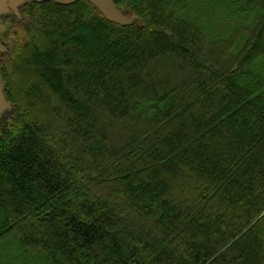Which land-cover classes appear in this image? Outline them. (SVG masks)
<instances>
[{
  "label": "trees",
  "instance_id": "trees-1",
  "mask_svg": "<svg viewBox=\"0 0 264 264\" xmlns=\"http://www.w3.org/2000/svg\"><path fill=\"white\" fill-rule=\"evenodd\" d=\"M114 2L7 17L0 264H264V0Z\"/></svg>",
  "mask_w": 264,
  "mask_h": 264
},
{
  "label": "water",
  "instance_id": "water-1",
  "mask_svg": "<svg viewBox=\"0 0 264 264\" xmlns=\"http://www.w3.org/2000/svg\"><path fill=\"white\" fill-rule=\"evenodd\" d=\"M28 0H0V11L6 10V8L10 7L18 11V8L23 5ZM60 3L69 5L76 3L80 0H57ZM97 8L101 10L105 18L113 23H116L121 26H128L131 23V19L123 14V12L117 7L114 0H87ZM2 47L0 46V51ZM5 99V95L3 93V87L1 82V74H0V103Z\"/></svg>",
  "mask_w": 264,
  "mask_h": 264
},
{
  "label": "rangeland",
  "instance_id": "rangeland-1",
  "mask_svg": "<svg viewBox=\"0 0 264 264\" xmlns=\"http://www.w3.org/2000/svg\"><path fill=\"white\" fill-rule=\"evenodd\" d=\"M19 13L18 11H15L13 8H6L4 11H0V46L2 47V50L0 51V54L5 50V40H4V33L7 32V30L10 27V24L7 21V17L12 13ZM1 74V71H0ZM2 82V79H1ZM3 87V82H2ZM4 93V92H3ZM5 95V94H4ZM13 110V106L5 99L0 103V121H2L7 115L11 114ZM15 251V248H13L11 245L5 246V251L2 253L1 257L3 256H9ZM33 264H39V263H33Z\"/></svg>",
  "mask_w": 264,
  "mask_h": 264
}]
</instances>
